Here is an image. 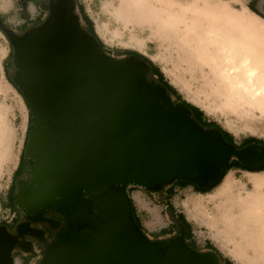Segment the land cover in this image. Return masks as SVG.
Wrapping results in <instances>:
<instances>
[{
    "label": "water",
    "instance_id": "water-1",
    "mask_svg": "<svg viewBox=\"0 0 264 264\" xmlns=\"http://www.w3.org/2000/svg\"><path fill=\"white\" fill-rule=\"evenodd\" d=\"M62 15L28 37L17 53L29 83L26 97L34 117L26 153L36 157L32 179L37 181L34 191L22 196L21 206L76 210L83 187L91 191L115 183L152 187L174 179L199 183L209 167H223L233 154L246 167L264 166V145L235 149L218 132H203L184 111H170L163 98L140 88L132 69L108 62L98 41L93 36L84 40ZM1 241L5 235H0L4 257ZM94 242L77 244L73 255H63L57 263L159 260L155 247L137 250L131 247L132 240L114 232Z\"/></svg>",
    "mask_w": 264,
    "mask_h": 264
},
{
    "label": "rangeland",
    "instance_id": "rangeland-1",
    "mask_svg": "<svg viewBox=\"0 0 264 264\" xmlns=\"http://www.w3.org/2000/svg\"><path fill=\"white\" fill-rule=\"evenodd\" d=\"M21 1L0 0V13L10 26L18 29L25 18L20 14ZM77 1L94 21L96 31L112 57L120 56L125 49L145 54L161 68L184 99L200 107L205 118L216 120L230 131L237 144L246 137L264 141V108L226 99L231 97L230 93L214 75L208 58L210 54L205 52L207 47L203 48V40L199 39L206 37L210 23L220 25L225 21V26L234 24L235 28L244 23L253 44L264 47V18L248 7L250 0ZM259 6L264 11V0H260ZM31 9H35L32 4ZM73 17L78 30L86 29L77 9ZM249 19L254 20V24L249 23ZM85 32L90 36L89 31ZM9 50V38L0 28V112L7 124L6 143L1 149L8 152L0 158V221L9 213L4 201L31 122L27 99L6 73V64L12 55ZM212 50L215 52V46ZM149 79L155 80L151 75ZM164 102L167 108L182 103L169 93ZM263 177L264 171L234 170L211 193H199L192 186H177L170 197L167 192L151 194L137 186L133 187L132 195L149 231L159 232L173 225L167 217L170 212L166 207L168 199L174 211L185 216L196 245L203 247L207 243L234 264H264ZM173 232H176L175 228Z\"/></svg>",
    "mask_w": 264,
    "mask_h": 264
},
{
    "label": "flooded vegetation",
    "instance_id": "flooded-vegetation-1",
    "mask_svg": "<svg viewBox=\"0 0 264 264\" xmlns=\"http://www.w3.org/2000/svg\"><path fill=\"white\" fill-rule=\"evenodd\" d=\"M21 2L22 4L31 2L37 4L41 10L40 21L18 29L10 26L0 13V28L9 38V52L12 53L6 64V73L15 88L27 99L26 92L29 83L24 79V65L17 57V53L24 47L28 37L45 30L60 12L63 13L64 19L72 21L75 26V17H73L75 10L79 11L80 17L81 12L77 0H23ZM84 27L86 29L80 31L76 26V30L86 40L88 36L85 30L88 31V29L86 24ZM105 56L108 62L124 64L125 68L132 69V76L139 83L140 88H148L152 94L165 99L168 91L156 80L149 79L148 66L141 59L131 56L115 62L109 59L110 54H105ZM153 88L159 89L160 92ZM168 109L170 111L182 110L188 117L191 114L182 103L178 106L169 105ZM33 117L30 109L31 122L27 128L28 135L25 137L23 149L4 201L9 213L4 220L0 221V235H5V241H1L5 245V256H1L3 251L0 247V264H16L17 259L20 264H59L57 260L63 255H73L72 248L77 244L84 245L86 242L94 244L98 237L109 231L123 239L132 240L134 244L131 247L137 250L149 252L152 247H155L159 260L149 261L146 264H231L216 248L208 246L207 243L203 247L196 245L191 235V226L185 220L181 222L179 215L173 222V227L162 228L159 232L149 231L144 226L141 215L134 204L132 193L133 187L140 186L137 184L115 183L107 189L96 191L83 187L80 191L82 201L76 210L50 205L38 211L21 206L22 196L33 192L37 185V181L32 179L36 157L26 153ZM202 131L218 132L212 130V127H207ZM218 133L225 144L231 145L220 132ZM254 144L264 145L263 142L251 141L238 148L231 146L242 150ZM218 172L219 168L209 167L201 182L196 183L188 179L192 181L190 186L209 187ZM172 182L173 180L169 183L156 182L152 187H141L151 194L160 193ZM174 228L176 232H173ZM137 258L143 259L142 256ZM134 260L132 259L131 262Z\"/></svg>",
    "mask_w": 264,
    "mask_h": 264
},
{
    "label": "bare ground",
    "instance_id": "bare-ground-1",
    "mask_svg": "<svg viewBox=\"0 0 264 264\" xmlns=\"http://www.w3.org/2000/svg\"><path fill=\"white\" fill-rule=\"evenodd\" d=\"M248 21L254 24V20L249 19ZM257 21L260 22L259 20ZM213 24L216 23L208 24V29L204 30L208 39L205 36L203 39L199 37V39L203 40L204 45L203 43V46L201 44L198 45L203 48L204 46L207 47L205 52L210 54L208 58L212 71L215 73L214 75H217L216 77L219 78V82H221L225 91L230 93L231 97L227 96L226 99L238 104H253L261 109L264 108V47L253 44L252 39L249 37L251 34L248 30H245L246 24L244 23H239L236 28L234 24L225 26V21L220 25L216 24L217 26ZM259 42H262L260 38ZM214 46L216 48L215 52L212 50ZM204 57L206 58L205 55ZM6 127L5 119L0 112V158L8 154L7 151L5 152L1 149L6 143ZM1 162L0 160V165ZM256 196H258L257 193Z\"/></svg>",
    "mask_w": 264,
    "mask_h": 264
},
{
    "label": "trees",
    "instance_id": "trees-1",
    "mask_svg": "<svg viewBox=\"0 0 264 264\" xmlns=\"http://www.w3.org/2000/svg\"><path fill=\"white\" fill-rule=\"evenodd\" d=\"M259 2L260 0H250L249 3L247 4L248 7L254 11L255 13H257L258 15L262 16L264 18V11L260 8L259 6ZM79 8H80V12H81V17L83 18L86 27L90 33V36H93L98 43L100 44V47L103 51L104 54H110V52L107 51L106 45L104 43V41L99 37L96 29H95V24L94 21L92 20V18L89 16V14L87 13L85 7L82 4H79ZM121 56V57H120ZM120 56H109V59L115 62H119L120 60H122L121 58L123 57L124 59L127 57H131V56H135L138 57L139 59H141L147 66H148V71H149V75H151L152 77L155 78V80L157 81V83H159L165 90L168 91L169 94L174 95L175 97L179 98V100H181L182 104L190 110L191 114H190V119L195 121L199 127L201 128V130L207 129V127H212V130H216L218 132L221 133V135L230 142L231 145H234L236 148H238V146H242L245 145L251 141H259V142H263L259 139H256L255 137H246L244 138L240 144H237L234 138V135L226 130L220 123H218L216 120H210L204 117V111L194 105L193 103L187 101L186 99L183 98V96L181 95V93L176 89V87H174V85H172L165 77L164 72L161 70V68L148 56H146L145 54L139 52V51H133V50H129V49H125L123 50V54H121ZM28 135V133H27ZM231 170H245V171H251V172H260V171H264V166L259 167V168H249L246 167L242 161L239 159V157L236 154H233L231 156V158L228 160V162L221 168H219V172L216 176V178L214 179V181L211 183V185L209 187H199V186H194L193 188L195 189V191L199 192V193H211L216 187H218L222 181L224 180L225 176L231 171ZM192 181L188 180V179H174L173 182L171 183L172 187H170L167 190V194L168 196L172 197L175 194V188L177 186L179 187H187L192 185L191 183ZM169 210L173 213V206L170 204L168 205ZM180 217V221L183 222L184 220L186 221L185 216L180 213L179 215ZM183 225H185L183 223ZM228 262H230L231 264H234L232 262L231 259L229 258H225Z\"/></svg>",
    "mask_w": 264,
    "mask_h": 264
},
{
    "label": "crops",
    "instance_id": "crops-1",
    "mask_svg": "<svg viewBox=\"0 0 264 264\" xmlns=\"http://www.w3.org/2000/svg\"><path fill=\"white\" fill-rule=\"evenodd\" d=\"M249 3V2H248ZM21 4H22V2H21ZM31 4L33 5V7L35 8L34 9V11H33V9H31ZM40 8L37 6V4H35V3H33V2H31L30 4L28 3V4H22V7H21V11H20V14L21 15H24V23H22L21 25H20V27H22V28H26V27H28V26H30L31 24H33V23H35V22H37V21H40ZM28 21H30V22H28ZM231 171H234V170H231ZM230 171V172H231ZM170 187H172V185L170 184L169 186H168V188L167 189H164L163 191H161L160 193H164V192H167V190L170 188ZM176 189V188H175ZM160 193H158V192H155V193H153V194H160ZM166 202H167V204H166V207H168V205H170L171 204V202H169V200L167 199L166 200ZM170 211V210H169ZM178 215H180V213H178L177 211H174V208H173V213L170 211L168 214H167V217H169L170 218V222L173 224L172 226H174V221L176 220V217L178 216ZM180 218V217H179ZM144 224V223H143ZM145 226V225H144ZM171 226V227H172ZM146 227V226H145ZM147 228V227H146ZM169 228V227H168ZM16 264H20V262H19V260L17 259V261H16Z\"/></svg>",
    "mask_w": 264,
    "mask_h": 264
}]
</instances>
